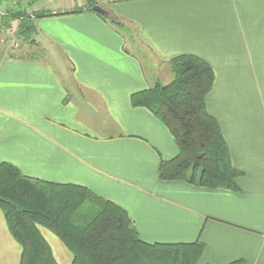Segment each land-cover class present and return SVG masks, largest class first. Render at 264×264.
<instances>
[{
  "label": "crops",
  "instance_id": "obj_1",
  "mask_svg": "<svg viewBox=\"0 0 264 264\" xmlns=\"http://www.w3.org/2000/svg\"><path fill=\"white\" fill-rule=\"evenodd\" d=\"M56 1L27 3L44 13L34 20L41 56H0V163L87 187L123 208L145 242L201 241L197 264H264V0H91L121 27L89 12V0ZM180 54L213 69L206 109L243 173L239 192L158 177L177 145L130 97L156 82L145 66L165 72ZM39 230L56 263L73 264ZM20 254L0 210V264Z\"/></svg>",
  "mask_w": 264,
  "mask_h": 264
},
{
  "label": "trees",
  "instance_id": "obj_2",
  "mask_svg": "<svg viewBox=\"0 0 264 264\" xmlns=\"http://www.w3.org/2000/svg\"><path fill=\"white\" fill-rule=\"evenodd\" d=\"M94 5L89 0L87 10L121 27L114 17L93 11ZM17 14L7 19L19 20L18 34L34 36L30 16ZM168 65L172 75L168 83L156 81L130 97L133 107L146 108L168 128L177 145L175 157L160 160L159 179L239 192L243 173L232 165L220 127L206 109L214 81L212 67L194 54L172 57ZM0 210L21 247L19 264H57L40 227L58 237L72 254L73 264H197L204 249L199 240L145 242L128 213L114 202L85 186L26 176L7 162L0 163Z\"/></svg>",
  "mask_w": 264,
  "mask_h": 264
},
{
  "label": "rangeland",
  "instance_id": "obj_3",
  "mask_svg": "<svg viewBox=\"0 0 264 264\" xmlns=\"http://www.w3.org/2000/svg\"><path fill=\"white\" fill-rule=\"evenodd\" d=\"M31 0H11L8 3L9 9L11 10L8 14H3V9L7 8V4L5 2L1 3L0 8V56H9V57H20V58H30V57H39L41 56V52L39 48L36 47L35 43V36L29 35L28 37L20 36L17 32L19 20L18 19H11L8 20L5 17V15L8 16L11 15V13H18L17 15L21 13H26L30 16L33 24L35 25V14L39 11H29L30 7H27V3L29 4ZM42 4L46 8L50 4H57L58 1L56 0H41ZM97 5V4H96ZM3 15V16H2ZM141 49H145L141 44L137 43ZM145 52L148 54V59L151 60V56L149 51L147 49ZM148 60V61H149ZM145 62V60H143ZM54 64V63H52ZM55 65V64H54ZM151 68L153 71V76L156 78L155 81H158L160 83H167L170 81L172 75L170 69L162 72L160 69V66L154 64H151V66H145V68ZM169 68V66H168ZM167 78L168 81H167ZM43 231L51 235L54 239H56L59 243L60 240L57 236H55L51 231L41 227ZM54 249V247H53ZM72 255V254H71Z\"/></svg>",
  "mask_w": 264,
  "mask_h": 264
},
{
  "label": "water",
  "instance_id": "obj_4",
  "mask_svg": "<svg viewBox=\"0 0 264 264\" xmlns=\"http://www.w3.org/2000/svg\"><path fill=\"white\" fill-rule=\"evenodd\" d=\"M92 10L95 11V12H97V13H100L102 15L110 16V14L107 11H105L104 9H102L101 7H99L98 5H94L92 7Z\"/></svg>",
  "mask_w": 264,
  "mask_h": 264
}]
</instances>
